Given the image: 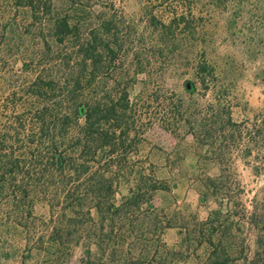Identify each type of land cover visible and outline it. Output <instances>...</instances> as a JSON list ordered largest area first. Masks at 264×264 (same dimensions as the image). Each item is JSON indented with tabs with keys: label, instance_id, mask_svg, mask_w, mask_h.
Listing matches in <instances>:
<instances>
[{
	"label": "rangeland",
	"instance_id": "obj_1",
	"mask_svg": "<svg viewBox=\"0 0 264 264\" xmlns=\"http://www.w3.org/2000/svg\"><path fill=\"white\" fill-rule=\"evenodd\" d=\"M0 264H264V0H0Z\"/></svg>",
	"mask_w": 264,
	"mask_h": 264
},
{
	"label": "trees",
	"instance_id": "obj_2",
	"mask_svg": "<svg viewBox=\"0 0 264 264\" xmlns=\"http://www.w3.org/2000/svg\"><path fill=\"white\" fill-rule=\"evenodd\" d=\"M58 28V32L63 31V29H67L68 25L67 22L64 21L62 23V25L57 26ZM57 32V34H58ZM96 41V40H95ZM96 46L93 45L91 42H89V53L88 51H85L86 54V58L93 60L94 58V50H96ZM100 107L99 106H95L93 108H88V110L86 111V115H85V129L88 131L89 134L91 135H96V137H94V139L100 143H105V142H110L111 141V136L109 135L108 131H105L104 129L100 128V124L102 121H107L108 117H109V113L112 110L111 109H107L106 112L103 114V111H100ZM114 136V135H113Z\"/></svg>",
	"mask_w": 264,
	"mask_h": 264
}]
</instances>
